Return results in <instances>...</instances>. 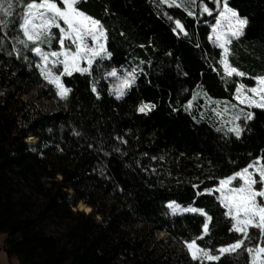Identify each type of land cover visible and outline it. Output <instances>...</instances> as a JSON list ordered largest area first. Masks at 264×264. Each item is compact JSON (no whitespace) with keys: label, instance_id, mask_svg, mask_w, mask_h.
Wrapping results in <instances>:
<instances>
[{"label":"trees","instance_id":"1","mask_svg":"<svg viewBox=\"0 0 264 264\" xmlns=\"http://www.w3.org/2000/svg\"><path fill=\"white\" fill-rule=\"evenodd\" d=\"M230 5L249 21L245 34L231 45L230 59L248 73L240 79L251 84L250 76L264 74V0H230ZM79 7L108 30L112 57L105 64L121 72L138 66L137 78L117 99L112 78L93 74L97 96L91 90L93 77L74 73L64 77L72 91L61 99L29 60L8 56L12 42H4L3 250L18 264H197L183 241L201 233L203 217L172 215L166 205L170 200L192 203L212 216L210 235L198 241L202 246L216 249L237 239L218 201L195 193L214 186L215 178L231 174L264 150V109H250L253 119H241L245 130L237 138L225 135L227 127L208 110L212 105L205 107L204 93L213 101L236 103L231 82L225 84L213 70L219 67L221 50L207 39L212 17L205 14L197 20L182 9H158L156 0H81ZM163 12L180 19L188 36L173 33L174 24ZM52 47H57L55 40ZM29 59L35 57L30 54ZM33 89L38 90L35 99L22 98ZM194 96L198 99L186 111L184 106ZM46 98L53 104L51 111L41 106ZM141 102L155 107L140 113ZM29 137L38 139L35 151L28 147ZM78 201L92 212L74 210ZM160 232L168 235L170 249L163 246L165 240L157 239ZM249 235L252 244L257 243L258 231L250 229ZM206 264H249V257L242 248Z\"/></svg>","mask_w":264,"mask_h":264},{"label":"snow or ice","instance_id":"2","mask_svg":"<svg viewBox=\"0 0 264 264\" xmlns=\"http://www.w3.org/2000/svg\"><path fill=\"white\" fill-rule=\"evenodd\" d=\"M80 3L81 0H0V52L5 50L4 42L11 41L12 49L6 54L29 60L61 99H67L72 91L64 83V77H72L74 73L93 77L91 90L97 96L99 92L93 74H99L101 79L112 78L113 94L120 99L135 83L138 66L121 72L117 67L105 64L112 57L108 48V30L100 19L83 11ZM210 3L212 7L208 0H156V7L182 9L187 16L197 20L205 14L213 18L207 39L221 50L219 67L213 70L218 72L225 84L231 82L236 103L213 101L204 93L207 101L205 107L212 105L208 110L227 127L225 135L232 133L239 138L245 130L241 119L252 120V108L264 109V74L250 76L249 79L254 81L251 84L240 79L248 77V73L233 64L230 59L234 55L231 45L245 34L248 18L241 16L230 5V0H210ZM17 6L20 8L19 14L16 12ZM162 14L173 22V33L188 36L180 19H174L168 12ZM204 22L207 23V20ZM53 40L57 43L56 48L52 47ZM30 54L35 59H29ZM139 71L143 72L142 69ZM197 99L198 96H194L184 106L185 110H190ZM154 107V104L141 102L137 110L146 114ZM208 178L214 179L213 176ZM215 179L217 183L214 186L197 191L195 195H212L225 209L223 215L230 219L229 231L237 234L238 238L216 249L202 246L198 241L210 235L212 216L203 207L192 203L182 205L170 200L166 207L172 215L193 213L203 217L201 233L183 241L190 258L197 264H206L218 261L226 252L235 253L243 248L249 257V264H264V150L245 166ZM192 187L198 189L199 185ZM250 229L259 233L255 244L251 242Z\"/></svg>","mask_w":264,"mask_h":264},{"label":"rangeland","instance_id":"3","mask_svg":"<svg viewBox=\"0 0 264 264\" xmlns=\"http://www.w3.org/2000/svg\"><path fill=\"white\" fill-rule=\"evenodd\" d=\"M213 22V21H212ZM48 84V83H47ZM46 87V86H45ZM112 87H113V79H112ZM37 95H38V90L37 89H33V90H31V91H29V92H27V93H25L23 96H22V98H24V99H35L36 97H37ZM40 103H41V106H42V108L44 109V110H47V111H51V110H53V104H52V102L49 100V99H42V100H40ZM27 143H28V147H29V149H30V151H35V149H36V147L35 146H33L32 148L30 147V144H29V142L27 141ZM73 209L74 210H77L75 207H73ZM87 214V213H86ZM98 219H100L99 217H98ZM138 226H143V225H138ZM167 237H168V235L167 234H164V235H161L160 233H158L157 234V239L158 240H165L166 242L164 243V247L165 248H167V249H170L171 247H172V245L167 241ZM4 239H5V234H3V233H0V257H3V259L5 260V261H7V263H9L10 264V262L8 261V257H7V255H6V253L4 252V250H3V245H4ZM183 250V249H182ZM178 251H181V249H178ZM1 264V263H0Z\"/></svg>","mask_w":264,"mask_h":264},{"label":"bare ground","instance_id":"4","mask_svg":"<svg viewBox=\"0 0 264 264\" xmlns=\"http://www.w3.org/2000/svg\"><path fill=\"white\" fill-rule=\"evenodd\" d=\"M27 141L29 142V144H30V147L32 148L33 146H37V144H38V139L36 138V137H29L28 139H27ZM80 205H79V208H77L76 207V209L78 210H82L83 212H85V213H87V214H89V213H91V208L88 206V205H86V204H84V203H79ZM160 234L161 235H164V234H166L165 232H160Z\"/></svg>","mask_w":264,"mask_h":264},{"label":"crops","instance_id":"5","mask_svg":"<svg viewBox=\"0 0 264 264\" xmlns=\"http://www.w3.org/2000/svg\"><path fill=\"white\" fill-rule=\"evenodd\" d=\"M8 261L10 262V264H18V260L16 258H13L11 260L8 259ZM0 263L1 264H9V263H7V261H5L3 259V257H0Z\"/></svg>","mask_w":264,"mask_h":264},{"label":"water","instance_id":"6","mask_svg":"<svg viewBox=\"0 0 264 264\" xmlns=\"http://www.w3.org/2000/svg\"><path fill=\"white\" fill-rule=\"evenodd\" d=\"M186 30V29H185ZM70 194H71V198L74 196V192L73 191H71L70 192ZM82 201H78L77 203H76V206H75V208L77 207V208H79V203H81ZM82 203H84V202H82ZM89 206V205H88ZM90 207V206H89ZM91 208V207H90ZM78 211H81V212H83L82 210H79L78 209ZM91 212H92V208H91ZM100 218V217H99Z\"/></svg>","mask_w":264,"mask_h":264}]
</instances>
